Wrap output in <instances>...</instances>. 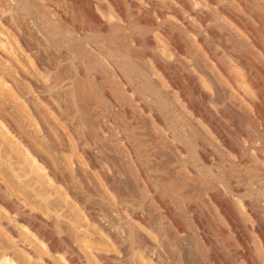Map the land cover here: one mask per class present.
Instances as JSON below:
<instances>
[{
	"label": "rangeland",
	"instance_id": "374dc122",
	"mask_svg": "<svg viewBox=\"0 0 264 264\" xmlns=\"http://www.w3.org/2000/svg\"><path fill=\"white\" fill-rule=\"evenodd\" d=\"M78 1L0 0V15H5L8 24L4 26L0 22V98L6 99L9 105L16 103L13 111H6L12 125H19L18 115L30 119L27 141L34 145L37 153L46 161V166H41V170L35 169L36 163L24 158L22 153L18 154L13 148L14 144L6 142L0 132V148L4 143L6 157L13 158L10 166L22 180L10 175L9 166L0 163V223H10L15 227L17 235L33 239L31 234L18 230L15 223V214L20 212L17 202L22 193L29 191L23 186L32 184L37 190L49 195V200L54 205L51 207L55 208L58 215L57 220L50 224L54 216L52 210L36 206L30 207L26 214L28 223L32 222L36 229L53 232L58 241L63 243L58 242V249L51 254L47 248L37 246L36 240L32 241L36 252L39 248L44 249L48 253L44 256L50 257L54 264H60L59 255L72 251L84 254L87 264H148L151 249L162 254L165 264H204L205 260H209V264H217V259L212 255L213 248L230 257L223 240L239 247L238 237L220 214L216 204H213L214 201L208 196L203 199L198 196L197 191L211 182H207L206 178H197L194 182H189L190 187L189 183L187 186L184 175L200 176L201 166L194 167V162L193 165L183 166L174 161L181 152L196 150L187 134L196 135L199 142L210 148L218 149V145L202 124L193 121L191 114L183 107L178 90L170 85L153 59L187 88L183 75L196 77L201 90L218 102L221 101L223 90H228L229 86L224 83L211 61L202 66L190 57L177 59L170 56L163 49L167 42L163 31L167 34L174 32L186 44L198 45L199 40L193 34L184 32L180 24L157 23L153 7L143 4L142 0H132L145 9L149 8L148 17L138 19H135L134 8L126 4V0H88L90 8L84 6V11L81 7L83 5ZM111 1L116 6L110 4ZM249 1L264 9V1ZM216 2L237 12L242 11L238 0ZM25 5L30 6L32 14L24 11ZM209 8L212 15L210 24L223 19L214 5H209ZM107 14H111V20ZM214 46L219 51L217 58L223 60L232 73L243 79V71L236 62V52H222L217 43ZM3 67H8L9 76L1 71ZM193 98L198 100L196 94ZM249 98L261 103L254 95ZM243 103L248 106L247 102ZM229 109L240 121L235 111ZM253 118L260 125L261 120L256 116ZM246 128L256 141L260 140L253 128L248 125ZM40 142L51 145L60 166L65 165L68 160L66 170L58 168L51 161L49 152L39 146ZM80 149H87L91 156L88 158L81 155ZM244 160L247 165L251 163L248 155L244 156ZM213 167L216 170L219 168ZM46 169L56 175V181L49 180ZM177 176L183 181L178 180ZM105 178H108L110 184H106ZM222 179L224 183L227 182L224 176ZM198 181L200 184L196 183ZM217 185L223 189L222 184L217 182ZM7 187L13 189L12 193ZM188 190L192 193H185ZM70 194H74L76 200L71 199ZM76 201L84 202L91 218L84 216ZM5 202L11 203L12 214L4 207ZM230 202L236 216L246 228L251 243L255 242L254 251L264 258V247L255 232L253 222V214L256 212L264 221V198L250 200L251 206L247 200L245 206H242L235 196H230ZM134 214L146 219V226L135 221ZM171 217L181 225L182 233L178 234V239L160 235L161 229H175ZM130 221L134 224L131 240L126 237L131 230ZM70 225L79 227L85 240L80 235L73 234L68 228ZM110 225L119 229L121 238H116L113 244L100 231V226L110 231ZM219 229L224 233L221 232L220 235ZM135 233L137 238L141 233L139 238H142L143 245ZM208 237L215 243L208 240ZM66 238H71L72 247L66 244ZM137 244L142 246V250L136 247ZM93 253L104 256L95 258ZM106 255L116 257L109 259ZM31 264L42 263L31 260Z\"/></svg>",
	"mask_w": 264,
	"mask_h": 264
},
{
	"label": "bare ground",
	"instance_id": "6f19581e",
	"mask_svg": "<svg viewBox=\"0 0 264 264\" xmlns=\"http://www.w3.org/2000/svg\"><path fill=\"white\" fill-rule=\"evenodd\" d=\"M71 1L73 2V0ZM79 1L83 5L81 6L83 8V11L85 9L84 6H86V8H90L91 3L88 0H79ZM216 1L217 0H142V3L146 4L147 6L153 7V10L156 16L155 20L157 21V23L169 24V25L173 24L177 26H179L180 24L184 32L193 34V36L197 38V40H199L198 45L186 44L185 42L180 40L174 32H170L167 34L166 32L163 31V34L166 35V39H167V42L164 43L163 49L168 51L170 56H173L174 58H177V59L178 58L185 59V58L190 57V58L195 59L202 66L207 65V63L211 61L218 69L221 77L224 80V83L229 86L228 90H225V91L223 90L221 94V101L218 102L213 96L201 90L196 77L189 76L188 74L183 75L188 85V88H187L185 85H182L180 82H178L163 66H161V64L157 60L153 59L154 64L159 69H161L163 75L166 77V80L170 83V85L173 88H176L178 90L179 96L180 98H182V102L184 104L183 107L184 109H186V111H188L191 114L193 121H196L202 124L204 128L206 129L207 134L218 145V149L210 148L209 146L199 142L196 135L187 134L188 139L196 147V150H187L186 152H181L177 156L176 159L174 158L175 162H178L183 166H186L187 164L193 165V162H194V165H193L194 167H197L198 165L201 166V169L199 170L201 172L200 176L197 174L184 175L182 173L184 175V178H183L184 181L186 182L187 186L189 182H192V181L194 182V179H197V178L198 179L206 178L207 182H211V184H206V186L204 185L203 188L201 187V189H199L200 191H197L196 189V191L198 192V196L201 197L202 199L203 197L208 196L214 201L213 204H216L215 206H217V209L219 210L220 214L224 216V219H226L227 223L229 224V227H231L233 233L235 234L236 237H238V240L240 242L239 247H237L236 244H230L226 242L227 240L226 241L223 240V245L225 249L227 250V255H229L230 257H226L222 252H220L216 248H213L212 255H214L215 258L217 259V264H264V258L259 256L254 251L255 242L251 243L247 235V231L245 230L246 228H244V226L242 225V222L236 216L235 210L230 202V196H235L239 200V202L242 204V206H245L246 200L249 201L248 205L251 206L252 203L250 202V200L254 198H262V197L264 198V113H262L264 109V40H263L264 39V9L262 6L253 4L249 0L245 2L238 0L242 8V11L237 12L231 9L229 6L225 4H220ZM125 3L129 4V6L134 8V14L136 15L135 19H138L139 17H148L149 8H146L147 9L146 10L144 7L141 6V4H136L132 0H126ZM110 4H112L113 6H116L114 1H111ZM209 5L215 6L216 11H218L223 16L222 20H215L214 24H210V21L212 20L211 18L212 15H211V10L209 8ZM24 7L26 9V10L24 9V11H27L30 14H32L30 6L25 5ZM101 8L103 7L101 6ZM4 16H5L4 14L0 15V22L3 23L4 26H7L8 25L7 19ZM107 16L110 17L109 19L111 20V14H107ZM97 17L98 16H96V18ZM148 20L153 21L151 18L150 19L148 18ZM129 21H130V18H129ZM132 40H135V38ZM215 43H217V46L222 50V52H227V53H230L228 51L236 52V62H237L238 67L243 71L242 73L243 79H240L237 75L232 73L228 69L224 61L217 58V54L219 53V51H218V48L214 46ZM124 69H127V68H124ZM1 71L6 76H9L10 74L8 67L1 68ZM19 82L21 83V81ZM194 94L197 95L198 100H195L193 98ZM251 95L256 96L260 100L261 103H258L257 101L253 99H250L249 97ZM7 96H10V95L7 94ZM243 101L247 102L248 106H246L243 103ZM15 108H16L15 102L9 105L6 103V99L0 98V132L2 136H4V139L6 142L14 144L13 148L18 154L22 153V156L24 158L31 160V163H36V166L34 167L35 169L41 170V166L43 167L46 166V161L41 155L37 153V151L34 148V145L29 143L27 141L28 138H26L27 131H28L27 128L31 126L30 119L23 118L22 116L18 115L19 125L14 126L8 120L6 116L7 110L13 111ZM229 108L235 111V114L238 116V119L240 121L236 119V117L230 111ZM254 116H256L257 119L261 120L260 125H258L256 119L253 118ZM246 125L250 126L256 131V133L260 137V140L258 141L255 140L254 136L247 130ZM168 126L171 127V125H168ZM151 134L153 135V132ZM178 141L181 142L179 139ZM39 146L43 147L45 151L49 152L51 161L58 168L62 170L67 169L68 160L65 161V165L60 166L59 163H57L58 156L55 153L54 149L51 148V145L48 146L47 144H43L42 142H40ZM79 152L81 155L86 156L88 158L91 156L90 152L87 149H80ZM245 155H248L251 159V163L249 165H247L244 160ZM12 160H13L12 157H6L5 145L4 143H2L1 148H0V163L8 165L9 166L8 171L10 175L15 176V178L19 180L20 178L18 175H16L15 169L10 166L12 164L11 162H13ZM171 163H173L172 159H171ZM213 166H217V167L219 166V168L216 170L214 169ZM46 171L49 175V180H53V181L57 180L56 175L53 172H51L48 169H46ZM169 176H171V173ZM220 176L222 177L224 176L227 182L224 183L222 177L220 178ZM100 177L102 178L101 180L103 181V172L100 173ZM180 177H178L179 178L178 180L183 181V179H181ZM171 180L173 179L171 178ZM67 181L69 182L70 179ZM105 182L106 184H110L108 178H105ZM217 182L222 184L223 189L219 188V186L217 185ZM196 183L200 184L199 181ZM190 186H191V183H189V187ZM23 188L28 189L29 191H27L26 193H22L21 199H19V201L17 202L20 212H17L15 214V218H16L15 223L18 226L17 227L18 230H24L26 234L28 233L31 234V237L33 239L29 240V238L25 237L26 235L25 236L17 235L15 231V227L10 225V223H4V222L0 223V264H31V260H37L38 262L42 264H54L50 257L48 258L44 256V255H47L48 253H45L44 249H40V248H43V247L47 248L48 252H51V254L56 252V250L58 249V242H59L57 236L51 231L45 232L41 230L42 228L36 229V226H34L32 222L28 223L26 219V214L28 213L29 211L28 209L30 207L40 206V207L45 208L47 211L52 210V212L54 213V216L52 215L53 217L51 218L50 224H53L54 221H56L58 217L55 208L53 207L52 209L51 207L54 205L52 201L49 200V195L37 190L36 187L32 186V184H25ZM9 191L10 193H12L13 189L11 188V190L9 189ZM185 193H192V191L188 190L187 192L185 191ZM195 196L196 194L194 195V197ZM70 197L71 199L76 200L74 194H72ZM81 197H83V195ZM87 201H88L87 203H89V200ZM203 202L204 201L202 200V203ZM77 203L79 206V210H81V212L84 213V216H86V218L88 219L91 218V215H90L91 213L90 214L87 213L86 208H85L86 205L84 206L83 204L84 202L83 203L77 202ZM124 203L127 204L126 201H124ZM4 207L8 208L10 210V214H12L13 211H12V205L10 202H5ZM105 207H102V208H105ZM111 208L112 207H110V209ZM107 210L109 209L107 208ZM114 210L116 211L117 209H114ZM262 210L264 211V207ZM64 213L66 212L64 211ZM116 213L119 214L118 212ZM134 215L136 218L135 221H137L142 226H146V222H147L146 219L141 218L136 214ZM101 217L103 218V214L101 215ZM253 218H254L253 219L254 229L256 230L255 232L258 235L264 247V221L262 220L258 212L253 214ZM171 219H172L171 222H173L175 225V229L173 231L161 229L160 235L165 238L171 236L174 239H178L179 237L178 234L182 233L181 225L174 217H171ZM131 222L132 221H130V223ZM133 226L134 224L131 223V226H130L131 230L129 231V234L126 236L127 239L130 238L131 240V234L133 233ZM68 228L71 230L73 234L78 235V236L80 235L82 239L84 238L80 234L81 231L78 230L79 227L70 225ZM100 231H102V233L105 234V237L108 240H110L111 244L114 243V240L116 238L117 239L120 238L119 229L112 225H110V231L104 230L103 228H101V226H100ZM203 231H206V230L203 229ZM219 232H220V229H219ZM221 232H220V235H221ZM83 234L85 233L83 232ZM139 234H138V238H139ZM88 235L89 233H87V236ZM136 238H137V234H136ZM144 238L145 236L143 237V239ZM33 240H36L38 242L37 246L40 247L37 252H36V248L34 247L32 243ZM208 240L211 241L209 237H208ZM140 242L143 245L142 240ZM59 243H62V242H59ZM66 244L69 247H72L71 238H66ZM139 244H137L138 246L136 245V247L140 250L142 246ZM150 246H151V243H150ZM149 250H146V251L148 252ZM147 252L145 254H147ZM151 252L152 254L151 253H150L151 255L149 254L151 257L149 258L148 264H165V261L162 258L163 256H161L162 254L156 253L153 249H151ZM92 255L95 256V258L100 259L103 254L100 255L97 253H93ZM105 257L112 259L116 256L106 255ZM175 257H177V255ZM59 259H60V264H87L85 261V255L77 251L64 252L61 255H59ZM203 263L209 264V260H205Z\"/></svg>",
	"mask_w": 264,
	"mask_h": 264
}]
</instances>
